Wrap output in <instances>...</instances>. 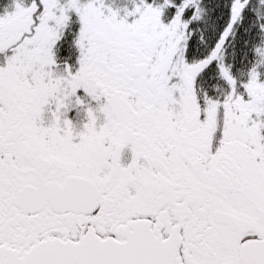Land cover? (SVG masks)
Returning <instances> with one entry per match:
<instances>
[{
    "label": "snow or ice",
    "instance_id": "snow-or-ice-1",
    "mask_svg": "<svg viewBox=\"0 0 264 264\" xmlns=\"http://www.w3.org/2000/svg\"><path fill=\"white\" fill-rule=\"evenodd\" d=\"M0 264H264V0H0Z\"/></svg>",
    "mask_w": 264,
    "mask_h": 264
}]
</instances>
